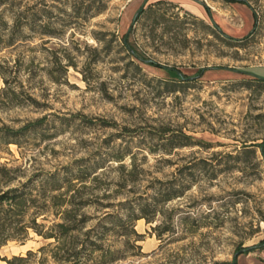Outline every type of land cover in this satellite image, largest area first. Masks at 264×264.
Listing matches in <instances>:
<instances>
[{"label": "rangeland", "instance_id": "rangeland-1", "mask_svg": "<svg viewBox=\"0 0 264 264\" xmlns=\"http://www.w3.org/2000/svg\"><path fill=\"white\" fill-rule=\"evenodd\" d=\"M248 2L5 0L6 20L23 26L0 50L17 94L0 105V126L27 128L0 148V163L22 182L94 171L86 228L108 211L131 215L140 235L115 264H264V82L243 72L264 78V0ZM208 10L241 40L216 36ZM124 35L144 59L192 80L132 58ZM54 211L38 221H59ZM52 241L30 232L0 249V264ZM112 241L124 238L109 232Z\"/></svg>", "mask_w": 264, "mask_h": 264}, {"label": "trees", "instance_id": "trees-1", "mask_svg": "<svg viewBox=\"0 0 264 264\" xmlns=\"http://www.w3.org/2000/svg\"><path fill=\"white\" fill-rule=\"evenodd\" d=\"M225 1L250 7L248 0ZM164 3V1L151 3L148 5V10H151L155 5ZM5 6H7L5 0H0V50L15 45L22 38L20 29L23 23L20 17L14 18L11 22L6 20ZM144 12L143 8L139 10V14ZM207 15L216 36L227 41L241 40L227 35L213 20L209 10ZM252 16L254 29L257 18L254 13ZM34 21L35 18L32 22ZM252 33L253 31H250L249 36ZM122 46L132 58L164 69L171 79L192 80L186 79L174 68L165 67L141 57L137 49L129 43L127 35L122 37ZM66 65L62 66L65 71L67 70ZM243 72L250 73L257 82H264V78L255 72ZM0 75L4 80V87L0 89V105H11L17 94L4 75L2 73ZM26 128L14 129L6 124L0 126V148L3 146L8 148V145L12 143L18 145L15 136ZM171 146L173 147V145ZM256 146L260 148L264 157V141ZM118 161H122V159ZM88 169V167L78 168L74 173H68L62 178L51 175L45 177L40 183H37V179H28L26 182H22L17 174V169L8 167L7 163H0V249L9 242L25 244L29 239L30 232H34L44 240H53L39 247L35 252L28 250L24 256L15 255L11 260H2L7 261L8 264H45L44 261H36L37 255L45 254L54 264H115L124 259L129 247H137L129 243L130 233L135 237L140 236L132 227L134 218L131 215L122 218L105 211V216L101 217L96 225L86 228L88 217L82 210L90 202L85 199V193H83L87 186L85 181L97 179L96 175H93L94 171ZM170 198L173 197L169 196L166 200H170ZM110 206L102 205V209ZM52 208H54V214L59 221L52 222L50 225L39 222L38 219L47 220V213ZM109 232L115 236H122L124 238L122 244L117 241L105 243V237ZM134 241L136 242V239ZM220 264H236V262Z\"/></svg>", "mask_w": 264, "mask_h": 264}, {"label": "crops", "instance_id": "crops-1", "mask_svg": "<svg viewBox=\"0 0 264 264\" xmlns=\"http://www.w3.org/2000/svg\"><path fill=\"white\" fill-rule=\"evenodd\" d=\"M245 24H246L247 28L248 27L250 28V26L253 25V16H252L251 12L249 13V15L247 17V20H246Z\"/></svg>", "mask_w": 264, "mask_h": 264}, {"label": "bare ground", "instance_id": "bare-ground-1", "mask_svg": "<svg viewBox=\"0 0 264 264\" xmlns=\"http://www.w3.org/2000/svg\"><path fill=\"white\" fill-rule=\"evenodd\" d=\"M213 76V75H212Z\"/></svg>", "mask_w": 264, "mask_h": 264}]
</instances>
